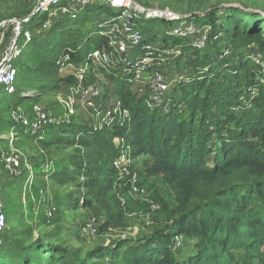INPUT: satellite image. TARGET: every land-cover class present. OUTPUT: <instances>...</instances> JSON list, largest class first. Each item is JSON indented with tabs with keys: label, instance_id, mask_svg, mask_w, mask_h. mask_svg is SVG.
Returning <instances> with one entry per match:
<instances>
[{
	"label": "rangeland",
	"instance_id": "rangeland-1",
	"mask_svg": "<svg viewBox=\"0 0 264 264\" xmlns=\"http://www.w3.org/2000/svg\"><path fill=\"white\" fill-rule=\"evenodd\" d=\"M35 1L37 0H0V20L27 16L31 13ZM132 1L144 9H167L177 15H214L217 17L215 34L219 35L213 40L217 50L213 48L210 50L209 44L206 45L204 51L197 53L188 49L182 55L183 62H180L181 60L177 62L179 68L172 70L170 67H165L164 73L168 79H171L181 70H184L188 79L191 78L192 80L202 74L204 81H210L214 86L228 82L234 87L237 86L239 97L238 104L234 106L233 109L235 110L232 109V111L237 113L251 109L254 103L253 99L257 96L255 86L264 82V69H256L251 59L253 55L257 54L264 57V41L261 45L254 43L243 46L241 42L226 40L224 31L228 34L235 31H231L233 20L239 19L240 22L246 20L240 11L259 15L264 19V0ZM225 9L227 11L223 15L228 13L230 17V13L234 12L237 16L231 21H228L225 16L222 18L220 14ZM110 13L107 7L89 8L81 12L74 20L61 21L49 32L40 34L38 32L40 26L30 28L34 34V42L27 48L19 62L17 92L12 97L3 95L0 99V135L3 138L10 130L11 123L8 110L13 107L30 110L34 105H39L52 117L55 125L52 126L54 128L52 131L46 132L44 141L29 135V133L25 134L21 130H17L16 133L13 132L12 137L8 139L9 141L0 140V184L4 201V215L7 219V226L2 235L3 245L0 251V264H7L6 261L14 259L16 256L14 253L18 247L26 249L27 253L32 256L41 255L44 259L49 260V256L38 252L35 246L40 241L68 252L70 259L77 257L83 261L86 260L90 252L92 253L97 249L113 250L122 242L138 243L142 246L151 239L161 242L159 237H165L169 241V246L174 243L172 249L177 251L174 258L182 263L196 261L199 257L204 256L206 250L211 257L202 264H256L258 262L256 258L264 261V235L261 236V244L255 251L254 256L256 258L246 255L241 250H233L232 256L228 255V252L224 253L215 244L206 243L199 232H194L190 236H179L176 239L171 237L175 235V230H177L176 222L179 216L176 212L177 194L162 175L147 177L143 169V162L147 156L132 157L131 152L129 156L127 154L128 146L126 149L117 151L116 158H112L110 162L113 170V181L108 199L116 220L115 224L106 230L101 229L106 220V212L102 211L87 196L84 187L85 181L82 175H79L78 169L82 161L92 162L94 153L90 150L93 148L86 152L83 148L72 144L71 138L63 132L62 127L71 124L74 125L73 127L77 132L85 131L86 126L89 129H98L100 120L109 110V105L120 99L118 94L113 91L114 85L110 82L108 75L104 76L105 72L97 69H95V74L89 73L84 79L83 77L81 79L76 78L73 71H69L64 77L58 75L62 81L57 80L56 83L54 81V83L46 85L47 88L43 90L29 87L23 82L24 79L31 80V76H33V72L27 73L25 68L30 66L29 57L34 49L43 48L45 45L58 48L63 44L65 45L67 41L79 47L87 39L90 32L96 33L97 24L103 23L106 20L105 17L108 18ZM201 22L199 20L197 23ZM139 23L144 27L153 29L154 40L161 41V45L164 43L163 40L169 44L174 41L175 46L184 45L182 40L162 38L166 31L179 23H169L160 19L141 20ZM234 27L236 29L237 24ZM95 39L97 37L93 35L89 45L92 49ZM85 56L81 62L76 64L84 66L87 62ZM203 58L205 63H199ZM194 59L197 60L196 63ZM240 61H244L249 68L252 65L254 72H248L249 68H247L248 70L241 73L238 71L236 74L233 73V68ZM193 65L205 67L198 70L196 72L198 74H196L193 72ZM91 67L92 65L89 68ZM55 70L57 72V68ZM114 75L118 76L112 80L114 82L117 80L116 82L119 84L124 77L123 73L119 76V72L115 71ZM237 75H239L240 80L236 79ZM192 85L193 81L189 84L181 83L174 91L173 104L178 105L180 103L182 105L179 109L176 106L177 114L187 107L184 97L187 91L191 90ZM88 86L99 92L97 98L82 94L81 89L87 90ZM127 89L131 94L141 97L147 93V90L138 84H131L130 88ZM202 93L201 90L200 94ZM122 106V108H126L124 103ZM99 111H103V113L99 115ZM109 112V119L112 120L109 122V127L105 126L103 130L116 131L120 129L123 131L122 135L111 140V145L113 147H117L118 144L124 146L125 144H122L120 140L126 142L123 135H127L125 133L127 130L129 132L133 130V121L129 118L125 122H121L122 112L119 114V111H112V109ZM187 117L185 115V118ZM121 124L124 127H121ZM118 125L120 128H115ZM2 153L18 154L22 161L19 177H12L8 173L1 157ZM208 161L210 160L208 159ZM133 175H137V183L139 184L136 192H133L128 184ZM224 181L227 179H217L202 187L199 186L197 188L198 193H204L208 196L213 193L216 194L218 189L223 186ZM120 198L125 200V206H120ZM90 199V205H85ZM149 203L159 205V210L150 213L148 210ZM206 211V207L202 208L197 219H204L207 216ZM48 212L50 216H47ZM86 223L95 224L97 234L84 231L83 227ZM200 225L198 223L197 227ZM124 251L125 248L118 249L119 254ZM221 254L222 256H219ZM103 260L105 263L109 262L108 258Z\"/></svg>",
	"mask_w": 264,
	"mask_h": 264
},
{
	"label": "trees",
	"instance_id": "trees-1",
	"mask_svg": "<svg viewBox=\"0 0 264 264\" xmlns=\"http://www.w3.org/2000/svg\"><path fill=\"white\" fill-rule=\"evenodd\" d=\"M225 11L227 9L223 10L220 16L222 18L225 16L228 21L237 16L234 12L230 13V17L228 13L223 15ZM240 13L246 20L243 22L238 21L239 19L233 20L231 31H235L229 34L224 31L226 40L241 42L243 46L254 43L261 45L264 41V19L251 13L242 11ZM108 16H113V12ZM217 19L214 15H204L202 21L215 27ZM236 24L237 28L234 29ZM92 36L93 32H90L79 47L67 41L58 48L45 45L43 48L34 49L29 57L30 66L25 68V72H33V76L31 80L24 79L23 83L43 90L54 81L55 83L57 80L62 81L55 70L56 60L68 54L72 61L81 62L92 49L89 46ZM103 44L104 40L97 38L93 49L100 48ZM208 48L216 49V43L210 42ZM261 58L264 67V57ZM204 60L203 58L199 63H205ZM204 67L193 65L192 69L196 73ZM247 68H249L247 64L240 61L233 68V73L236 74L237 71L241 73L248 70ZM248 72H254L252 65ZM109 79L114 85L113 91L131 113L133 130L125 132L127 135L123 136L130 147L132 157L147 156L143 162L145 175L147 177L162 175L177 194L176 212L179 216L176 222L177 230L171 237L190 236L194 232H199L206 243L215 244L224 253L228 252V255L232 256L233 250H241L246 255L256 258L255 251L261 244V236L264 235V82L255 86L257 98L253 99L251 109L234 113L232 109L238 104L239 99L237 86L234 87L228 82L214 86L210 81L205 82L201 74L193 80L191 90L185 94L184 101L187 107L184 112L177 114L170 111L166 114H157L149 112L143 106L142 100L129 92L124 82L118 84L111 77ZM236 79L240 80L239 75ZM185 115L188 117L185 118ZM73 126L69 124L62 127L63 132L71 138V143L86 152L93 148L90 151H93L95 160L82 161L78 169L79 175L81 174L85 181L87 196L106 212V220L101 227L102 230H106L114 225L116 220L108 195L112 190L113 181L110 162L112 158H116V152L120 151L118 147L111 145V140L124 132L120 129L94 131L87 126L85 131L77 132ZM217 179L227 181H224L216 194L208 196L198 193L199 186L202 187ZM91 199L85 205H90ZM204 207L207 216L204 219H197L199 211ZM198 223L201 225L197 227ZM159 238L161 242L151 239L142 246L138 243L122 242L113 250L97 249L90 252L83 261L77 257L70 259L68 252L40 241L35 246L38 252L47 254L50 261L41 255L32 256L26 249L18 247L14 253L15 258L6 263L202 264L211 257L206 250L204 256L196 261L179 262L174 258L176 252L171 250L169 241L165 237ZM122 248H125V251L119 254L118 249ZM106 258L108 263L103 260ZM256 259L258 260L256 264H264L262 259Z\"/></svg>",
	"mask_w": 264,
	"mask_h": 264
},
{
	"label": "built area",
	"instance_id": "built-area-1",
	"mask_svg": "<svg viewBox=\"0 0 264 264\" xmlns=\"http://www.w3.org/2000/svg\"><path fill=\"white\" fill-rule=\"evenodd\" d=\"M100 7H107L110 12H113V16L105 17L106 20L103 23L97 24L96 33L93 34L98 39L104 40L103 46L92 49L86 54L87 62L84 66L76 64L78 62L72 61L68 54L59 57L55 62L57 74L64 77L69 71H73L76 78L81 79L83 77L84 79L89 73L95 74V69H97L105 72L104 76L108 75L112 79L114 77L116 79L118 75H114V72L118 71L119 76L123 73L124 77L121 82H124L128 88L131 84H138L147 90L144 97L136 94L135 96L142 100L143 106L149 112L166 114L173 111L176 113V106L179 109L182 105L180 103L178 105L173 104L174 91L181 83L189 84L193 80L188 79L184 70L168 79L164 73L165 67H170L172 70L179 68L177 62L180 60L183 62L181 58L186 50L190 49L194 53L204 51L206 45L213 42L219 34H215V27L202 21L203 16L177 15L167 9H144L132 0H37L31 13L27 16L1 19L0 99L3 95L11 97L17 92L19 62L27 48L34 42V34L30 30L32 26H40L38 32L40 34L46 33L55 28L61 21L74 20L87 9ZM154 19L179 23L174 28L165 30L162 38L182 40L184 45L175 46L174 41L169 44L165 40L161 45V41L154 40L153 29L144 27L139 23L141 20ZM199 20L202 22L197 23ZM251 60L256 69H264L261 55H253ZM91 65L92 67L89 68ZM120 72L122 73L120 74ZM81 90L85 96L92 95L96 98L99 96V92L93 90L91 86H88L87 90L84 88ZM122 104L119 99L114 104L109 105V110L119 111V114L122 112L121 122H125L126 119H131V113L128 109L122 108ZM32 108V110H22L19 107L10 108L8 117L11 127L3 138L0 135V140H8L12 137L13 132L16 133L17 130H21L23 133H29V135L43 141L47 135L46 132L53 128L55 122L39 105H34ZM109 110L100 120L98 129L95 128L94 131H102L105 126L109 127V122L112 120L109 119ZM102 113L103 111L98 112L99 115ZM120 126L124 127L123 124ZM120 126H115V128H120ZM120 142L125 145L118 144L117 147L123 150L128 146L127 154L130 156L129 145L122 139ZM1 157L8 173L12 177H19L22 161L18 154L2 153ZM128 184L132 191L136 192L139 188L137 175H133ZM3 202L0 184V249L3 244L2 235L7 226ZM120 203V206L126 205L122 198H120ZM148 210L150 213L157 212L159 205L149 203ZM47 216H50L49 212ZM83 230L97 234V226L93 223H86ZM174 238H179V236ZM173 244L170 245L172 251Z\"/></svg>",
	"mask_w": 264,
	"mask_h": 264
}]
</instances>
